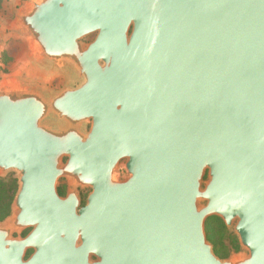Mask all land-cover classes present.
Returning a JSON list of instances; mask_svg holds the SVG:
<instances>
[{
    "label": "water",
    "instance_id": "water-1",
    "mask_svg": "<svg viewBox=\"0 0 264 264\" xmlns=\"http://www.w3.org/2000/svg\"><path fill=\"white\" fill-rule=\"evenodd\" d=\"M13 24L78 83L0 84V264H264V0H25Z\"/></svg>",
    "mask_w": 264,
    "mask_h": 264
},
{
    "label": "rangeland",
    "instance_id": "rangeland-1",
    "mask_svg": "<svg viewBox=\"0 0 264 264\" xmlns=\"http://www.w3.org/2000/svg\"><path fill=\"white\" fill-rule=\"evenodd\" d=\"M13 22L14 15L6 24V28L2 30L6 36L3 39L0 37V84L18 83L40 86L46 90L60 89L67 83L77 85L78 80L69 76L65 69L46 65L37 60L25 41L16 33ZM90 39L87 38L84 41L87 42ZM117 174L120 178L125 177L123 161L117 166ZM8 175L15 178V173L13 172L5 176ZM57 186L62 187L65 192L67 188L65 179H59ZM88 191L89 188H79L82 196H85ZM227 249L229 255L245 252L241 248L238 251L233 250L229 243H227Z\"/></svg>",
    "mask_w": 264,
    "mask_h": 264
},
{
    "label": "trees",
    "instance_id": "trees-1",
    "mask_svg": "<svg viewBox=\"0 0 264 264\" xmlns=\"http://www.w3.org/2000/svg\"><path fill=\"white\" fill-rule=\"evenodd\" d=\"M0 0V9L2 5ZM17 179L8 176L0 177V221L11 215V203L17 190ZM207 240L213 245L214 253L220 258L229 256L227 243L233 250H239L237 237L225 227L222 220L216 216H211L205 220L204 224Z\"/></svg>",
    "mask_w": 264,
    "mask_h": 264
},
{
    "label": "crops",
    "instance_id": "crops-1",
    "mask_svg": "<svg viewBox=\"0 0 264 264\" xmlns=\"http://www.w3.org/2000/svg\"><path fill=\"white\" fill-rule=\"evenodd\" d=\"M25 0H3L0 9V37L3 39L6 34L4 31L10 18L15 15L23 6Z\"/></svg>",
    "mask_w": 264,
    "mask_h": 264
},
{
    "label": "flooded vegetation",
    "instance_id": "flooded-vegetation-1",
    "mask_svg": "<svg viewBox=\"0 0 264 264\" xmlns=\"http://www.w3.org/2000/svg\"><path fill=\"white\" fill-rule=\"evenodd\" d=\"M57 191H58V193H59L61 196H64V195H65V192H66V189H65V192H64V190H63L62 187L57 186ZM78 191H79V190H78ZM89 191H90V189H89ZM89 191H88V192H89ZM88 192H87V193H88ZM87 193H86L85 196H82L81 193L79 192L80 206L84 205V203H85V198H86V196H87ZM27 232H28V230L25 231V233H24L23 235H25ZM93 258H94V257H93Z\"/></svg>",
    "mask_w": 264,
    "mask_h": 264
}]
</instances>
